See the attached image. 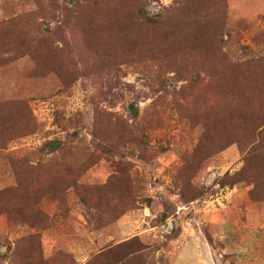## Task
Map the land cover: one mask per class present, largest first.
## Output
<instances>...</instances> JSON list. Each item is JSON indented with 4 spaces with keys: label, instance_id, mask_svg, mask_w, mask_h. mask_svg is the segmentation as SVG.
Wrapping results in <instances>:
<instances>
[{
    "label": "rangeland",
    "instance_id": "374dc122",
    "mask_svg": "<svg viewBox=\"0 0 264 264\" xmlns=\"http://www.w3.org/2000/svg\"><path fill=\"white\" fill-rule=\"evenodd\" d=\"M34 41L54 56L35 67ZM0 96L21 116L0 149V264H108L127 215L149 230L140 254L172 264L180 220L204 232L200 200L264 212V0H0Z\"/></svg>",
    "mask_w": 264,
    "mask_h": 264
},
{
    "label": "crops",
    "instance_id": "0c3cea01",
    "mask_svg": "<svg viewBox=\"0 0 264 264\" xmlns=\"http://www.w3.org/2000/svg\"><path fill=\"white\" fill-rule=\"evenodd\" d=\"M246 197L242 194H231L200 200L204 232L201 237L194 230L184 235L187 232L184 226H189L192 221L180 220L181 232L171 241L176 245L172 264H215L213 256L217 257L219 264H264V212L259 210L262 204L254 205ZM201 216H197L196 220ZM141 217V223L137 225L147 226L148 219ZM133 221L132 215L121 219L122 225L118 228H121L122 239L126 241L138 237L148 240L150 237L147 228H140L138 235L133 233ZM169 221L172 225H167L168 235L175 231V219L171 218ZM195 224L197 225V221Z\"/></svg>",
    "mask_w": 264,
    "mask_h": 264
},
{
    "label": "trees",
    "instance_id": "16d2710c",
    "mask_svg": "<svg viewBox=\"0 0 264 264\" xmlns=\"http://www.w3.org/2000/svg\"><path fill=\"white\" fill-rule=\"evenodd\" d=\"M137 13L140 19L147 27H151V26L153 27L159 23L160 14L156 15V17L151 16L147 9V6H141L138 9ZM195 16L198 19L200 15L195 14ZM32 43L34 45L30 43L28 47L26 46V50L27 53H29V56L34 64V67L39 66L40 64L39 63L40 57L44 55L42 49L48 52L49 54H51L52 57H54L47 42L34 41ZM41 64H46V63L43 61V63ZM14 107L16 109L17 108L20 109L19 103H16L13 100L5 99V97L0 96V149L4 148L8 142L14 140L20 135L19 131L17 132L16 130H19L18 124L19 121H21L20 118L21 116L16 114L12 115L11 110H14ZM6 113L8 114L7 117L5 116ZM48 146L49 145H44V147H42L41 150L43 151ZM78 178H79V173L77 175V179ZM81 178L82 176H80V179ZM117 184H118L117 180H115L114 178H109L103 186L97 188L98 191L97 196L99 197V199L107 198L109 200L112 197H115L117 194L115 190L120 189L119 185ZM126 198H127V194H126ZM107 203H109V201H107ZM136 238L139 239L138 237ZM136 238H133L131 239V241L126 243H119L114 246L112 245L108 246L109 247L108 251L102 257L99 256V259L101 261L107 262L108 264H127V261H129L132 264H135L134 263L135 261L140 262L141 264H150L149 260L144 256H142L143 253L140 254L141 249L143 250L147 249L146 245H142L141 243H139L138 240H135ZM133 244L136 245L134 246Z\"/></svg>",
    "mask_w": 264,
    "mask_h": 264
}]
</instances>
